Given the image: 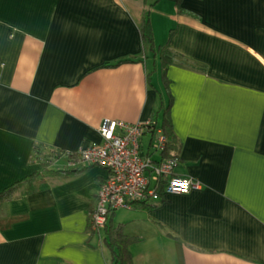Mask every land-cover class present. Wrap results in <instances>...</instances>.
Instances as JSON below:
<instances>
[{
  "label": "crops",
  "instance_id": "obj_1",
  "mask_svg": "<svg viewBox=\"0 0 264 264\" xmlns=\"http://www.w3.org/2000/svg\"><path fill=\"white\" fill-rule=\"evenodd\" d=\"M145 15L154 48L177 56L165 83ZM164 116L169 152L147 132L140 154L175 156L200 188L90 231L108 173L67 154L101 144L105 119L162 132ZM16 183L0 264H113L115 230L133 264H264V0H0V193Z\"/></svg>",
  "mask_w": 264,
  "mask_h": 264
},
{
  "label": "built area",
  "instance_id": "obj_2",
  "mask_svg": "<svg viewBox=\"0 0 264 264\" xmlns=\"http://www.w3.org/2000/svg\"><path fill=\"white\" fill-rule=\"evenodd\" d=\"M150 124L129 125L105 119L98 129L102 143L91 144L77 152L75 164L99 167L108 173L97 191L90 214V231L103 229L116 210H128L137 203L158 200L163 194L182 195L200 188L192 179L175 175V156L160 161L141 156L140 139L144 133L155 134L151 146L154 150L162 152L167 143L164 134L159 129H151ZM180 184L186 188H181Z\"/></svg>",
  "mask_w": 264,
  "mask_h": 264
},
{
  "label": "trees",
  "instance_id": "obj_3",
  "mask_svg": "<svg viewBox=\"0 0 264 264\" xmlns=\"http://www.w3.org/2000/svg\"><path fill=\"white\" fill-rule=\"evenodd\" d=\"M178 2L180 0H177ZM140 36L142 39V42L144 45H147L148 47L151 48V51L153 52V54L158 55L159 57V63H160V68H161V75L162 78L164 80V83L166 82V78H165V71L168 68V65H170L174 58H176L177 56L175 54H173L167 47L164 48H154L153 46V35H152V30H151V26H150V22H149V17L148 15H145L142 23L140 25ZM150 128L151 129H157L156 124L154 122V120L150 121ZM167 118L164 116L163 118V127L161 126V130L164 134V136L167 138V143L166 146L164 148V150L162 151V155H166L169 150L170 147L172 145V142L168 139L169 133L167 132L166 128H167ZM38 147L36 146V148H34V154L37 155L38 152ZM72 160H77V156H71ZM83 169V168H81ZM77 169L73 168L72 171H67V172H63L64 174L68 175V174H73V173H77L78 171H76ZM41 176L38 174H33L30 177H28L27 179L24 180V183H26L27 185V191L28 192H33L35 191L36 185L38 183V181L40 180ZM19 183H16L12 186H10L9 188L5 189L3 192L0 193V203L3 200H7L9 199L13 192L16 191V189L18 188ZM138 204H143L146 205L147 201H143ZM95 205H91L90 210H89V227H90V214L92 212V210L94 209ZM107 234L109 235L107 237L106 240V244L108 246V248L111 251V257H112V263L113 264H133L132 260L129 256L128 253V249H127V245H128V240L122 235V233L120 231H116L115 232H107Z\"/></svg>",
  "mask_w": 264,
  "mask_h": 264
},
{
  "label": "snow or ice",
  "instance_id": "obj_4",
  "mask_svg": "<svg viewBox=\"0 0 264 264\" xmlns=\"http://www.w3.org/2000/svg\"><path fill=\"white\" fill-rule=\"evenodd\" d=\"M181 188H186V185H184V184H180L179 185Z\"/></svg>",
  "mask_w": 264,
  "mask_h": 264
}]
</instances>
